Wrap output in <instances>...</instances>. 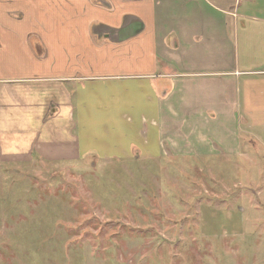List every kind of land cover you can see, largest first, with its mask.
I'll use <instances>...</instances> for the list:
<instances>
[{
  "label": "crops",
  "instance_id": "crops-1",
  "mask_svg": "<svg viewBox=\"0 0 264 264\" xmlns=\"http://www.w3.org/2000/svg\"><path fill=\"white\" fill-rule=\"evenodd\" d=\"M254 1L0 0V168L89 162L82 158L94 151H83L81 139L94 121L83 90L140 79L143 139L156 134L164 155L180 165L213 154L240 159L248 149L241 109L264 108L256 90L264 55L239 66V29L264 28V6ZM219 50L228 62L208 67V54ZM193 60L205 64L191 67ZM200 82L203 89L193 88ZM258 124L246 131L250 153L264 152V121Z\"/></svg>",
  "mask_w": 264,
  "mask_h": 264
},
{
  "label": "rangeland",
  "instance_id": "rangeland-1",
  "mask_svg": "<svg viewBox=\"0 0 264 264\" xmlns=\"http://www.w3.org/2000/svg\"><path fill=\"white\" fill-rule=\"evenodd\" d=\"M263 33L239 29V66L263 58ZM208 56L210 68L228 62L226 50ZM258 82L250 91L257 84L264 95ZM241 91L243 99V82ZM83 94L94 121L81 139L94 151L89 162L0 168V264H264V152L247 144L264 108L241 109L240 159L213 154L185 166L164 155L156 134L143 139L141 79L88 84Z\"/></svg>",
  "mask_w": 264,
  "mask_h": 264
}]
</instances>
